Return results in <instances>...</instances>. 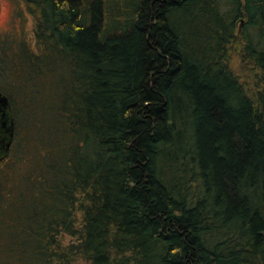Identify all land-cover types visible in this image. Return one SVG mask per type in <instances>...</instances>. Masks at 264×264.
<instances>
[{
    "label": "trees",
    "instance_id": "obj_1",
    "mask_svg": "<svg viewBox=\"0 0 264 264\" xmlns=\"http://www.w3.org/2000/svg\"><path fill=\"white\" fill-rule=\"evenodd\" d=\"M20 2L0 264H264V0Z\"/></svg>",
    "mask_w": 264,
    "mask_h": 264
},
{
    "label": "rangeland",
    "instance_id": "obj_2",
    "mask_svg": "<svg viewBox=\"0 0 264 264\" xmlns=\"http://www.w3.org/2000/svg\"><path fill=\"white\" fill-rule=\"evenodd\" d=\"M32 27L33 20L30 15L24 10L20 0H0V47L2 41H5V45H11L14 42L16 44L18 42H22L23 40L25 41L26 45L29 46L33 37ZM9 59L14 62L15 57L9 56ZM238 64L239 58L234 57L232 65L234 66V69L236 71L239 70ZM18 68L20 67L17 66V69ZM15 74L17 75L18 73ZM12 77H14V74ZM24 90L25 89L23 88V91ZM48 90V85L46 83L44 84L42 91L41 89L38 90L41 91L40 93L32 94L30 92H26V95L35 96V113H37L38 115H42V118L40 120L44 123H46V114L41 108L40 101L41 98L48 92ZM9 158L10 156H7L5 159L0 161V164H2L4 160ZM20 164L21 163L18 161L15 162V165L21 169Z\"/></svg>",
    "mask_w": 264,
    "mask_h": 264
},
{
    "label": "flooded vegetation",
    "instance_id": "obj_3",
    "mask_svg": "<svg viewBox=\"0 0 264 264\" xmlns=\"http://www.w3.org/2000/svg\"><path fill=\"white\" fill-rule=\"evenodd\" d=\"M11 112L0 97V161L9 156L14 136L13 121L11 123Z\"/></svg>",
    "mask_w": 264,
    "mask_h": 264
},
{
    "label": "water",
    "instance_id": "obj_4",
    "mask_svg": "<svg viewBox=\"0 0 264 264\" xmlns=\"http://www.w3.org/2000/svg\"><path fill=\"white\" fill-rule=\"evenodd\" d=\"M242 24V21L240 22V25ZM0 97L3 99V101L5 102V105L8 107V111H9V113L11 112L10 111V104H9V102H8V100H7V98L4 96V95H2L1 93H0ZM10 125H12V119H11V123H10Z\"/></svg>",
    "mask_w": 264,
    "mask_h": 264
}]
</instances>
